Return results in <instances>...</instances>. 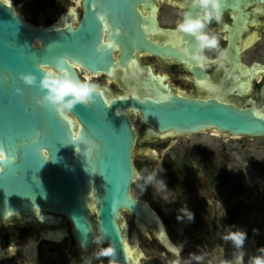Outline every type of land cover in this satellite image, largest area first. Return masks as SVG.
Instances as JSON below:
<instances>
[{
    "label": "water",
    "instance_id": "95a60500",
    "mask_svg": "<svg viewBox=\"0 0 264 264\" xmlns=\"http://www.w3.org/2000/svg\"><path fill=\"white\" fill-rule=\"evenodd\" d=\"M140 1L83 0L82 18L73 29L34 26L0 0V150L8 156L0 164V227L11 217H25V223L57 214L71 223L81 251L93 248L98 234L111 249L113 264H130L122 213L145 217L131 194L137 117L157 133L264 137V116L253 109L162 93L148 83L142 95L98 88L88 103L63 115L44 101L45 70L67 73L78 84L76 68L111 76L115 63L111 49L102 46V20L123 32V67L140 50L184 58L171 47L150 44L140 30ZM194 39L191 51L202 56ZM28 76L34 84L25 82Z\"/></svg>",
    "mask_w": 264,
    "mask_h": 264
},
{
    "label": "flooded vegetation",
    "instance_id": "af4514ba",
    "mask_svg": "<svg viewBox=\"0 0 264 264\" xmlns=\"http://www.w3.org/2000/svg\"><path fill=\"white\" fill-rule=\"evenodd\" d=\"M1 1L13 7L27 22L37 27L70 25L75 29L83 15V0ZM22 6L36 19L43 18L44 25L21 14ZM137 10L141 16L140 30L150 44L171 47L184 58H180V61L166 59L161 55L140 50L123 67V42L119 40L123 32L120 28L113 29L108 21L102 20V46L111 49L115 67L111 76H92L83 69L76 68L82 83L94 80L100 85H96L97 88L121 95L134 91L145 94L144 86L148 83L162 93L223 100L242 108L253 109L264 116V0H225L221 21L213 19L206 24L203 31L210 36H216L219 49L226 50V63L223 65L212 62L218 60V49L201 51L205 57L203 63L194 60V53L191 51L195 45L194 35L175 30L177 24L183 22L185 12L190 13L192 19L203 15L201 9L191 7L190 0H141ZM134 126L136 140L133 163L137 178L131 191L137 186L138 192L144 196L135 198L132 195L142 206L145 217L138 218L131 213H122L132 219L136 232L143 237L145 246L141 256L136 246L139 238L136 232L133 235L136 247L131 250L134 256L139 262L147 260L150 264H170L174 261L176 264L175 261L184 253L182 242L185 241L190 264L241 262L237 260L243 253L239 250H232L228 260L224 257L215 260L209 257V246L202 249V236L208 237L209 225L216 224L215 220H219L215 217L216 211H213L212 214L215 215L211 222L208 221L215 208L207 201L204 202L206 205L198 202L191 209L182 201L183 196H191L192 190L203 188L215 191L227 183L226 168H221L220 164L209 158L208 151L212 149L204 142H195L193 137L207 133L225 142L228 136L207 131L190 135H180L173 131L157 133L151 131L140 117H137ZM244 139L264 141V137ZM234 184L235 182L230 186L231 190L235 189L237 196L241 197L245 192V182L240 179ZM51 215L52 219L43 220L38 216L37 219L25 223V217L6 219L0 227V264H113L110 255L104 254L109 250L108 247L104 252L99 251L103 242L98 234L95 246L81 251L72 236L71 223L63 216ZM125 219L122 217L121 225L126 226L123 229L126 242L129 225ZM235 219L230 216L228 220L233 223ZM179 225L183 226L182 232L174 229ZM144 229L147 234L143 232ZM162 236L178 252L169 250L163 243ZM257 260L258 258L250 259L246 264H256Z\"/></svg>",
    "mask_w": 264,
    "mask_h": 264
},
{
    "label": "rangeland",
    "instance_id": "374dc122",
    "mask_svg": "<svg viewBox=\"0 0 264 264\" xmlns=\"http://www.w3.org/2000/svg\"><path fill=\"white\" fill-rule=\"evenodd\" d=\"M20 9L22 10L21 14L25 17L28 16L29 20L38 21L40 25H44L45 20L43 18L36 19L23 6ZM84 83L100 86L94 80ZM193 138L195 142H204L207 147L212 149L208 151L209 158L215 160L216 164H220L221 168H226L227 171V176H225L226 185L215 189V191L203 188L192 190L191 196H183L182 198V201L189 205L188 207H191V209H194L196 203L202 202L203 205H206L204 202L207 201L215 208L211 211V219L208 221L211 222L213 215H215L212 214L213 211H216L215 217L219 220H215L216 224L209 225L208 237L202 236V249L209 246L207 252L209 257L214 258V260L220 257L228 260L232 250H239L243 253L241 262L238 264H246L248 260L254 258H258L262 262L264 260V141L260 139L249 141L244 138L228 137L225 142H221L220 139L207 133L195 135ZM221 144H223V147ZM240 179L245 182V192L241 197H238L234 191L235 189L231 190L230 186L233 182L236 185ZM133 188L131 193L135 198H144L140 194L141 192L139 193V190H137L139 187L134 186ZM230 216L236 218L233 223L228 220ZM123 217L126 218L125 222H128L129 225L126 242L132 250L137 246L142 256L141 252L144 251L143 246H145L143 237L136 232L132 219L124 214ZM174 229L182 232L183 226L179 225ZM135 232L139 238V244H136V246L133 240ZM192 233L198 236L196 233ZM236 236H242V240L238 242L233 238ZM182 244L184 253L175 262L176 264H190L187 243L183 241ZM102 250L103 252L106 251L107 246L102 244L99 251ZM99 251L98 254H100ZM138 258L141 259V257ZM138 264L150 263L147 260H140ZM170 264L175 263L171 261Z\"/></svg>",
    "mask_w": 264,
    "mask_h": 264
},
{
    "label": "clouds",
    "instance_id": "9594fccd",
    "mask_svg": "<svg viewBox=\"0 0 264 264\" xmlns=\"http://www.w3.org/2000/svg\"><path fill=\"white\" fill-rule=\"evenodd\" d=\"M191 7L199 8L202 10L203 15H198L196 19L191 18V14L184 13V20L182 23L177 24L176 31L181 33H190L196 37L198 42L197 50L203 51L205 49H218V60L212 61L213 63H226V50L219 49V42L216 36H210L203 31L206 24L211 20L220 22L222 19V10L225 7V0H190ZM187 54V52H185ZM199 63L205 62V57L195 54L192 57ZM47 72L46 77L41 81V87L48 90V94L44 97V101L51 105L58 113L64 114L65 109H71L77 103H88L94 93L99 94L96 85L87 83H76L69 78L67 73L54 74ZM28 85L35 83L33 77L28 76L25 78ZM71 99L66 100V97ZM8 156L5 151L0 150V164L6 163ZM238 242L242 240V236L233 237ZM104 254L110 255L111 249ZM256 264H264L259 260Z\"/></svg>",
    "mask_w": 264,
    "mask_h": 264
},
{
    "label": "bare ground",
    "instance_id": "6f19581e",
    "mask_svg": "<svg viewBox=\"0 0 264 264\" xmlns=\"http://www.w3.org/2000/svg\"><path fill=\"white\" fill-rule=\"evenodd\" d=\"M159 224V223H158ZM159 226H160V224H159ZM160 228H161V226H160ZM162 229V228H161ZM143 232L145 233V234H147V232H146V230L144 229L143 230ZM162 234H163V232H162ZM157 236H159V237H161V235H157ZM163 236H165V234L163 235ZM163 236H162V238H163ZM162 238H160V239H162ZM167 240V238L165 237V238H163L162 240H163V243L165 244V246L169 249V250H171V251H173V252H178V250H177V248H171L169 245H168V241H166ZM127 250H128V256H129V260H130V264H137L138 263V259L134 256V253H133V251L131 250V248L129 247V245L127 244ZM241 258H242V254H240L239 256H238V261H240L241 260Z\"/></svg>",
    "mask_w": 264,
    "mask_h": 264
}]
</instances>
